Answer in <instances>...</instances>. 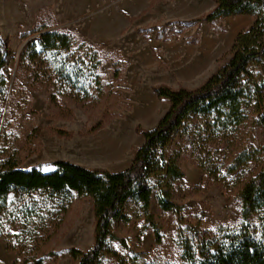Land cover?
<instances>
[{
	"label": "rangeland",
	"instance_id": "obj_1",
	"mask_svg": "<svg viewBox=\"0 0 264 264\" xmlns=\"http://www.w3.org/2000/svg\"><path fill=\"white\" fill-rule=\"evenodd\" d=\"M214 6V0H0L1 38L12 51L2 70L0 159L44 173L60 160L111 172L128 169L143 144L141 131L155 128L169 108L154 89L199 87L229 60L237 35L253 24L251 16L185 24ZM36 27L66 31L99 53L100 93L85 99L71 89L59 91L52 72L45 68L44 75L40 63L29 72L20 68L30 43L39 45L40 33L30 34ZM114 60L123 63L118 80ZM257 71L264 75V66ZM252 105L245 99L248 118L229 135L215 126V115L185 123L170 148L184 177L169 186L153 180L151 210L162 243L144 229L140 203L129 200L128 222L114 224L116 239L103 264H189L184 243L190 225L211 232L240 228L238 193L261 170L264 156L229 177L228 166L242 151L264 146V127L255 122L259 114ZM262 109L264 114V102ZM213 176H227L226 187ZM163 197L181 208L180 215L162 208ZM93 241L89 197L73 195L66 202L44 193L12 195L0 209V264H76L69 250L88 251Z\"/></svg>",
	"mask_w": 264,
	"mask_h": 264
},
{
	"label": "trees",
	"instance_id": "obj_2",
	"mask_svg": "<svg viewBox=\"0 0 264 264\" xmlns=\"http://www.w3.org/2000/svg\"><path fill=\"white\" fill-rule=\"evenodd\" d=\"M156 1L152 0V4ZM214 3L208 14L185 24L194 26L234 16H251L254 19L252 26L237 35L229 51V60L199 87L173 89L161 85L154 89L160 99L168 102L169 108L155 128L141 131L143 144L134 152L128 169L111 172L60 160L54 162V171L44 173L37 169L22 170L16 161L0 159V209L12 195L44 193L66 202L73 195L89 197L94 216L93 245L88 251L72 248L69 255L76 264H103L105 256L112 252L110 242L116 239L114 224L128 222L124 208L133 199L141 205L146 222L144 229H151L160 245L162 234L151 210L153 180L157 179L159 186H167L184 177V172L170 155V148L185 123L193 116L215 115V126L229 135L248 118L244 108L246 99L253 103L254 112L259 114L255 122L264 127V75L257 71L264 66V0H214ZM33 33H40L39 45L32 42L22 53L20 68L23 71L29 72L31 65L40 63L44 75L45 68L52 72L60 84L59 91L71 89L85 99L100 93L102 84L98 70L102 60L92 46L86 42L78 44L66 31L36 27L30 32ZM11 52L0 33V89L6 85L2 70ZM122 65L118 60L112 62L115 80L121 76ZM92 87L96 89L91 90ZM103 122L101 119L95 130L101 128ZM58 135L69 136L63 131H58ZM263 156L264 146L242 151L228 166V177L251 161H261ZM228 177L213 176V180L226 187ZM238 198L239 229L211 232L199 225L189 226L190 237L184 243V255L189 264H264V163L258 174L242 186ZM159 201L165 211L180 215L179 206L165 197Z\"/></svg>",
	"mask_w": 264,
	"mask_h": 264
}]
</instances>
